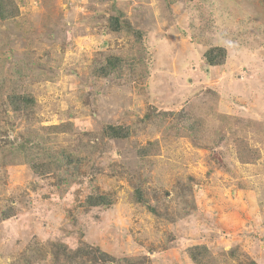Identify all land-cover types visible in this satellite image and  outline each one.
<instances>
[{"label": "rangeland", "instance_id": "1", "mask_svg": "<svg viewBox=\"0 0 264 264\" xmlns=\"http://www.w3.org/2000/svg\"><path fill=\"white\" fill-rule=\"evenodd\" d=\"M12 2L0 264H53L56 244L116 264H196L200 245L205 264H264V0ZM23 96L34 104L16 111Z\"/></svg>", "mask_w": 264, "mask_h": 264}, {"label": "trees", "instance_id": "2", "mask_svg": "<svg viewBox=\"0 0 264 264\" xmlns=\"http://www.w3.org/2000/svg\"><path fill=\"white\" fill-rule=\"evenodd\" d=\"M14 10H16V6L12 0H0V18L2 20L9 19L12 15L16 14ZM114 27H120V24L116 22L114 23ZM226 56L227 52L223 47H213L205 53V58L210 66L222 65L226 60ZM33 104L34 99L28 96L10 98V105L16 111L30 110ZM104 135L110 139H125L131 135V132L123 126L109 125L104 129ZM68 162L71 165L73 162H77V159L69 157ZM106 201L105 196H90L88 199L90 206H99ZM108 204L110 203L108 202ZM52 256L53 264H59L61 261L69 264L81 259H87L92 264L100 262L116 264V259L110 257L100 248L88 244L82 245L75 250H71L63 244H56ZM191 258L196 264H205V262L213 261L209 249L204 245L193 247L191 249Z\"/></svg>", "mask_w": 264, "mask_h": 264}]
</instances>
